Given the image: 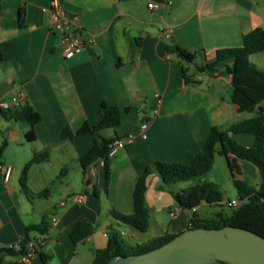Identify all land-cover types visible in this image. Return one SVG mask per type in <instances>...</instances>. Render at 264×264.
<instances>
[{
    "label": "crops",
    "instance_id": "crops-1",
    "mask_svg": "<svg viewBox=\"0 0 264 264\" xmlns=\"http://www.w3.org/2000/svg\"><path fill=\"white\" fill-rule=\"evenodd\" d=\"M61 1L77 31L94 41L71 58L64 57L59 34L51 30L50 0H0V101L11 103L12 97L22 95L40 116L33 126L35 140L29 142L28 125L0 113V165L10 167L8 175L0 170V248H17L25 226L46 217L47 231L30 233L35 240L30 264H92L94 250L104 248L113 233L124 248L133 249L187 229L191 214L175 202L172 192L190 185L178 182L161 190L155 173L146 182V232L113 213L132 212L134 184L146 165L157 160L187 163L188 153L203 149L210 126L224 130L259 108L264 113V100L253 111L238 109L227 72H193L190 65L197 83H186L181 62L165 50L172 42L200 52L197 63L212 61L216 50L238 47L243 34L264 29V0H153L157 6L151 9L150 0ZM102 103L118 106L121 113L118 126L102 131L118 141L108 179L100 160L82 171L79 157L93 142L89 133L70 140L60 137L64 127L75 132L84 122L93 125ZM142 121H147L146 137L139 130ZM233 138L242 146L253 143L250 134ZM42 150L48 156L29 168L28 198L20 173L33 153ZM68 150L74 151L70 159L75 166L61 162L63 176L52 179L55 156L62 160ZM228 158L231 165L225 172L213 165L212 182L221 187L239 180L258 186L252 163L232 154ZM76 174L83 176L84 186L73 183ZM76 193L83 195L81 203H60ZM82 220L90 222L92 232L73 243L70 232ZM0 264L24 263L4 253Z\"/></svg>",
    "mask_w": 264,
    "mask_h": 264
},
{
    "label": "trees",
    "instance_id": "trees-1",
    "mask_svg": "<svg viewBox=\"0 0 264 264\" xmlns=\"http://www.w3.org/2000/svg\"><path fill=\"white\" fill-rule=\"evenodd\" d=\"M161 1V0H157ZM166 52L174 54L181 62V71L186 83H197L191 79L193 72H204L209 75L227 72L231 75V99L238 105L240 111H253L258 103L264 100V71L259 69L249 60L252 54L264 51V29L255 27L243 34L242 43L238 47L221 48L216 50L215 57L209 62H196L200 52H190L175 43L166 46ZM191 65L193 72H190ZM7 120H14L28 125L25 138L31 142L35 140L33 126L40 120L39 114L31 105L23 102L19 106L7 110H0ZM121 123L120 109L116 105L102 103L96 122L93 125L84 122L75 132L69 127L61 130L62 140H70L74 134L89 133L92 137L91 146L79 157L83 173L95 162L102 160L106 179L110 174V157L108 156L109 144L113 137H106L103 130L113 128ZM238 134H250L253 143L250 146H242L233 138ZM215 154L225 157L227 164L231 165L228 154L235 158L252 163L258 170L260 182L257 187L239 180L233 184L237 191V199L240 204L232 207L228 217L215 219H203L196 213V207L201 202L219 204L222 194L219 186L212 181H201L200 177L211 171ZM48 156L47 150L36 151L24 165L20 173V185L28 198L32 193L27 187L29 168L33 164L40 163ZM189 161L163 162L153 161L146 165L137 175L132 191V212L128 214L113 213L115 218L128 224L137 231L144 233L149 225V209L145 201L146 182L150 174H157L161 179L159 188L171 186L178 182L194 180L190 186L179 191H173L175 202L186 211L190 212L188 228L197 227H221L234 225L256 232L264 237V113L261 108L255 115L242 121L231 124L227 129L210 126L203 149L196 153H188ZM48 191V189H45ZM38 196L42 193L36 194ZM263 197L261 200L260 198ZM46 217L37 224H28L24 229V236L17 248L2 247L0 256L4 253L20 256L28 251V243L32 240L31 232L43 234L47 231ZM92 232V225L87 220L80 221L70 232L73 243L85 240ZM176 234L164 233L152 238L146 243L137 244L134 253L152 250L172 239ZM124 246L117 234L109 236L107 245L94 250L92 264H105L115 255H127Z\"/></svg>",
    "mask_w": 264,
    "mask_h": 264
},
{
    "label": "water",
    "instance_id": "water-1",
    "mask_svg": "<svg viewBox=\"0 0 264 264\" xmlns=\"http://www.w3.org/2000/svg\"><path fill=\"white\" fill-rule=\"evenodd\" d=\"M105 264H264V237L234 225L187 228L152 250Z\"/></svg>",
    "mask_w": 264,
    "mask_h": 264
},
{
    "label": "built area",
    "instance_id": "built-area-1",
    "mask_svg": "<svg viewBox=\"0 0 264 264\" xmlns=\"http://www.w3.org/2000/svg\"><path fill=\"white\" fill-rule=\"evenodd\" d=\"M157 6V2L150 0L148 2V7L154 8ZM50 12L52 18L51 30L57 34H59L60 43L63 47V55L65 58H71L78 52H80L85 46L93 45V39L90 36H82L75 26V20L73 17L69 15L67 10L62 4L61 0H50ZM24 101V97L22 95H17L12 97L11 103L6 101H0V110H7L11 107H16L22 104ZM157 101H160L159 97H157ZM156 112V109H154ZM147 128V121H142L139 125V130L141 132L142 137H146L145 131ZM118 147V141L113 140L109 144L108 156L111 157L115 154ZM102 164V160H100ZM0 170L8 175L10 172L9 166H1ZM261 200L263 197L260 198ZM66 201H71L74 204H79L83 201V195L80 193L71 194L63 199L60 203L64 204ZM240 204L238 199L228 200L227 205L237 206ZM172 214V213H171ZM53 222L56 221L55 218L52 219ZM35 248V240L32 239L28 243V251L25 254L19 256V259L24 264H30L29 255L31 251Z\"/></svg>",
    "mask_w": 264,
    "mask_h": 264
},
{
    "label": "rangeland",
    "instance_id": "rangeland-1",
    "mask_svg": "<svg viewBox=\"0 0 264 264\" xmlns=\"http://www.w3.org/2000/svg\"><path fill=\"white\" fill-rule=\"evenodd\" d=\"M251 62L257 64L258 68L264 71V51L259 52L258 54H255L251 57ZM19 125H23V124H19ZM25 125V124H24ZM70 145V144H68ZM70 152H68L67 155L64 156V159H60L59 156L56 158L55 156V165L52 169H50V177L52 179H56L59 180L63 175H60L61 172V162H63V164H65V166H71L72 168L75 166V160L70 159V155L74 153L71 152V150H68ZM214 167L215 168H221L224 172L227 171V163L226 160L223 156L215 154V159H214ZM213 168V167H212ZM201 181H212L211 180V171L208 172L205 176L198 178ZM195 181L194 180H190V181H183V182H179V183H186L188 185L193 184ZM73 183H76V185L79 186H84L85 180L83 179V176L81 174H76V176H74V181ZM100 187V186H98ZM219 189L221 191L222 194V201L219 204H208L206 202H201L198 206H197V214L199 217L203 218V219H218L219 217H217L218 213H222L223 217H228L232 211V207L227 206V201L228 200H233V199H237V191L236 188L234 187V185L232 184L231 181H228L225 185L223 186H219ZM168 218V216H167ZM125 251L127 253H134L136 251L135 248L131 249L128 247H125Z\"/></svg>",
    "mask_w": 264,
    "mask_h": 264
}]
</instances>
